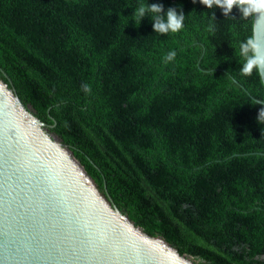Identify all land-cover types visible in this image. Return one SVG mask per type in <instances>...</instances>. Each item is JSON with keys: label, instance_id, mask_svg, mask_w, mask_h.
I'll return each mask as SVG.
<instances>
[{"label": "trees", "instance_id": "trees-1", "mask_svg": "<svg viewBox=\"0 0 264 264\" xmlns=\"http://www.w3.org/2000/svg\"><path fill=\"white\" fill-rule=\"evenodd\" d=\"M142 3L183 28L138 24ZM252 23L199 0H0V84L144 233L195 264H264V86L239 54Z\"/></svg>", "mask_w": 264, "mask_h": 264}, {"label": "water", "instance_id": "water-1", "mask_svg": "<svg viewBox=\"0 0 264 264\" xmlns=\"http://www.w3.org/2000/svg\"><path fill=\"white\" fill-rule=\"evenodd\" d=\"M252 39L264 49L259 13ZM0 264L195 263L134 226L70 148L0 84Z\"/></svg>", "mask_w": 264, "mask_h": 264}, {"label": "clouds", "instance_id": "clouds-1", "mask_svg": "<svg viewBox=\"0 0 264 264\" xmlns=\"http://www.w3.org/2000/svg\"><path fill=\"white\" fill-rule=\"evenodd\" d=\"M199 2L207 8H211L213 5L219 7L225 17L229 16L234 6L239 9L242 17L246 18L255 13L264 16V0H199ZM146 13L150 14L153 32L160 34L176 33L183 28L185 15L182 11L177 12L174 8H168L164 11L160 5L152 4L149 6L142 3L133 13V16L138 19V24ZM239 54L244 59L240 69L241 74L247 76L251 75L254 70H264V49H261L260 45L255 43L252 38L240 43ZM175 56V51H170L165 58L166 62L173 60ZM81 88L85 93L91 91L88 84H82ZM254 103L264 104V100ZM258 120H264V108L259 111Z\"/></svg>", "mask_w": 264, "mask_h": 264}]
</instances>
